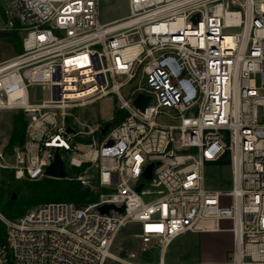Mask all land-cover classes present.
I'll use <instances>...</instances> for the list:
<instances>
[{
  "label": "built area",
  "instance_id": "1",
  "mask_svg": "<svg viewBox=\"0 0 264 264\" xmlns=\"http://www.w3.org/2000/svg\"><path fill=\"white\" fill-rule=\"evenodd\" d=\"M106 1L8 0L0 12V32L19 38L0 60V110L26 119L23 145L0 170L38 181L57 151L65 167H84L74 179L96 196L13 220L0 212V264H140L112 254L126 226L143 248L159 245L154 264H264V0H125L128 15L102 23ZM33 87L49 99L31 102ZM107 96L123 120L104 134V122L79 129L73 111ZM224 155L230 188L215 173L221 184L209 181L207 165ZM105 204L123 211L100 213ZM222 222L233 236L226 261H165L175 239Z\"/></svg>",
  "mask_w": 264,
  "mask_h": 264
},
{
  "label": "rangeland",
  "instance_id": "2",
  "mask_svg": "<svg viewBox=\"0 0 264 264\" xmlns=\"http://www.w3.org/2000/svg\"><path fill=\"white\" fill-rule=\"evenodd\" d=\"M1 10L10 11L8 6V0H0V12ZM100 21L102 23L122 18L128 15V5L125 0H110L100 3ZM10 20L9 16L7 18ZM14 36L13 42L9 44H3L0 47V60L5 57L15 54V44H18L19 38ZM7 36L4 33H0V44L2 39H6ZM19 45L17 46V50ZM29 97L31 102L39 103L42 100L49 99V92L45 88L33 87L29 90ZM118 104L115 102L114 96H107L101 100L96 101L94 104L75 109L73 111L75 115V122L80 126L79 129H83L84 125L90 126V128L96 127L100 122H107L112 117L115 107ZM168 113L170 111L166 109ZM19 111L0 110V152L2 158L0 162L2 164H10L12 162V155L9 152L4 151V147L8 144L11 134V117L18 114ZM208 169H212L213 172L209 173V181L212 185H220L221 183L215 179V175L220 176L224 181L223 188H230L231 170L228 155L222 156L218 161L208 164ZM72 169L68 166L65 167ZM84 167L82 168V171ZM80 171V173L82 172ZM89 173L96 176L95 169H91ZM7 171L0 170V197L8 198L15 196V199L22 198L26 189L23 185L27 181H14L7 178ZM78 175V174H77ZM215 176V177H214ZM76 177H72L73 179ZM220 184H219V183ZM22 184V187L18 185ZM107 192H110L107 190ZM224 206H229L231 200L229 198L222 199ZM42 205V204H40ZM86 205V204H85ZM38 206V205H37ZM84 206V205H82ZM35 206H32L33 208ZM30 208V209H31ZM4 217L8 218L1 211ZM222 231L220 232H208V233H188L182 235L171 242L166 249L165 261L166 262H208V263H221L226 261L233 248V236L229 229L231 228L230 222L221 223ZM136 228L133 226H126L118 231L116 234L113 246L112 254L125 258L129 253H134V261L140 264H154L158 261L159 245L156 244L151 247L143 248L138 243L135 237Z\"/></svg>",
  "mask_w": 264,
  "mask_h": 264
},
{
  "label": "trees",
  "instance_id": "3",
  "mask_svg": "<svg viewBox=\"0 0 264 264\" xmlns=\"http://www.w3.org/2000/svg\"><path fill=\"white\" fill-rule=\"evenodd\" d=\"M14 36L3 39L0 47L3 44L13 42ZM15 44V51H17ZM124 118V113L114 110L111 120L108 121L109 126L113 127L119 124ZM107 123V122H104ZM26 127L25 115L22 111L11 117V134L8 144L4 147L5 152L13 153V149L16 146H22L24 143V134ZM62 159L65 160L64 154L61 153ZM7 171V178L10 179V171ZM82 171V168H66V177L63 179L42 178L38 181H27L23 185L26 192L22 198L13 199L12 197L3 198L0 197V209L8 217V219H16L24 215L32 206L40 204H46L50 202H69L76 206H82L85 204L93 203L96 200V196L87 188H83L75 179L74 175H77ZM16 181V180H14ZM25 181V180H21ZM19 182V181H18ZM22 187V184L18 185ZM4 236V226L0 225V241Z\"/></svg>",
  "mask_w": 264,
  "mask_h": 264
},
{
  "label": "water",
  "instance_id": "4",
  "mask_svg": "<svg viewBox=\"0 0 264 264\" xmlns=\"http://www.w3.org/2000/svg\"><path fill=\"white\" fill-rule=\"evenodd\" d=\"M197 15L194 17L197 19ZM148 101V97L143 95V94H138L136 96V98L134 99V105L139 109L140 112L144 111V108L146 107V103ZM109 127V123H106L103 128L101 129V134H104L106 132V130ZM71 130L68 129V132H70ZM157 163H151L147 166L143 177L147 180L151 179L152 176V169L153 167L156 165ZM44 175L46 178H52V179H63L66 177V172H65V166H64V162L63 159L61 157V155L59 154V152H55L54 153V157H53V161L51 162V164L45 169L44 171ZM9 178L12 179V174L9 175ZM141 188V185H139L136 189L139 190ZM12 198L14 199L15 196L12 195ZM110 209H114L117 212H122L123 208H116L114 205L112 204H105L102 205L101 207H99V212L100 213H108V211Z\"/></svg>",
  "mask_w": 264,
  "mask_h": 264
},
{
  "label": "crops",
  "instance_id": "5",
  "mask_svg": "<svg viewBox=\"0 0 264 264\" xmlns=\"http://www.w3.org/2000/svg\"><path fill=\"white\" fill-rule=\"evenodd\" d=\"M0 33H4V32H0ZM4 34H6V36H7V38H10L12 35H10L9 33H4ZM6 38V39H7ZM3 40V39H2ZM7 44H9V43H7Z\"/></svg>",
  "mask_w": 264,
  "mask_h": 264
}]
</instances>
